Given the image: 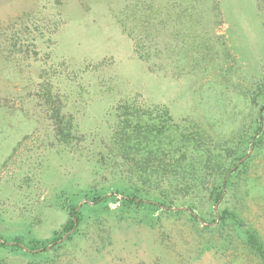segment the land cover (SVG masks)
Here are the masks:
<instances>
[{
    "label": "rangeland",
    "instance_id": "374dc122",
    "mask_svg": "<svg viewBox=\"0 0 264 264\" xmlns=\"http://www.w3.org/2000/svg\"><path fill=\"white\" fill-rule=\"evenodd\" d=\"M43 92L60 99L78 145L55 141ZM263 100L264 0H0V237L52 239L67 220L62 193L82 211L53 251L0 248V264H264L246 243L252 233L264 247V123L247 143ZM125 101L246 154H230L219 203L206 191L170 210L118 201L139 184L95 159ZM95 193L104 204L85 201ZM223 210L234 214L224 224Z\"/></svg>",
    "mask_w": 264,
    "mask_h": 264
},
{
    "label": "trees",
    "instance_id": "16d2710c",
    "mask_svg": "<svg viewBox=\"0 0 264 264\" xmlns=\"http://www.w3.org/2000/svg\"><path fill=\"white\" fill-rule=\"evenodd\" d=\"M136 52L138 53L137 49ZM147 57L148 53L139 56L144 61ZM42 95L48 119L52 123L55 141L63 147H71L72 141L78 145L82 137L74 130L71 118L62 112L60 99L49 92H43ZM262 123L264 115L259 114L255 123L256 129L247 138L249 146L251 140L255 141V145L259 143L260 136H263ZM107 143L103 153L105 156L100 152L95 162L100 168L111 164L126 179L139 184L138 187L129 188L131 194H121V199L118 200L132 207L145 205L170 210L175 198L194 201L205 191L207 201L216 205L223 196V188L230 183V178L226 179V175L231 167L229 158L231 153L232 158L234 157L233 152H219L225 148L217 143L207 142L201 127L190 121L185 123L174 121L164 107L145 108L135 101L122 102L116 107V123ZM104 157L106 162L103 160ZM245 157V153H240V156L233 158V162H239ZM246 164L247 160L241 162V166ZM163 188L166 191L163 192ZM157 190L158 194L147 197L150 191L153 193ZM61 196L60 208L67 214V220L60 231L54 232L52 239L22 241L16 237L8 243L0 237V248L9 247L11 249L9 253L22 251L33 258L57 248V238L59 240L77 228L82 217L81 208L78 209V205L73 204L66 193H62ZM84 197L87 203L94 206L105 202L103 196L97 193L91 197ZM233 215L232 212L223 210L218 219L224 224ZM192 217L195 219L194 215ZM201 222H205L202 217ZM69 239L70 237L67 238ZM246 243L264 263V247L259 239L248 233ZM51 245L52 247L48 249Z\"/></svg>",
    "mask_w": 264,
    "mask_h": 264
}]
</instances>
